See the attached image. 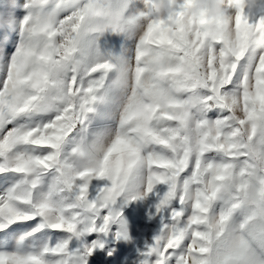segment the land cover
I'll list each match as a JSON object with an SVG mask.
<instances>
[{
    "label": "snow or ice",
    "instance_id": "obj_1",
    "mask_svg": "<svg viewBox=\"0 0 264 264\" xmlns=\"http://www.w3.org/2000/svg\"><path fill=\"white\" fill-rule=\"evenodd\" d=\"M0 0V264H264V0Z\"/></svg>",
    "mask_w": 264,
    "mask_h": 264
},
{
    "label": "rangeland",
    "instance_id": "obj_2",
    "mask_svg": "<svg viewBox=\"0 0 264 264\" xmlns=\"http://www.w3.org/2000/svg\"><path fill=\"white\" fill-rule=\"evenodd\" d=\"M221 0H190V13L193 16H204L209 22L210 29L216 31L215 18L219 15L216 12V6H220ZM215 28V31L213 30Z\"/></svg>",
    "mask_w": 264,
    "mask_h": 264
},
{
    "label": "clouds",
    "instance_id": "obj_3",
    "mask_svg": "<svg viewBox=\"0 0 264 264\" xmlns=\"http://www.w3.org/2000/svg\"><path fill=\"white\" fill-rule=\"evenodd\" d=\"M219 11H220V6H219V5H217V6H216V12H215L214 14H218V13H219ZM213 30L215 31V28H214Z\"/></svg>",
    "mask_w": 264,
    "mask_h": 264
}]
</instances>
